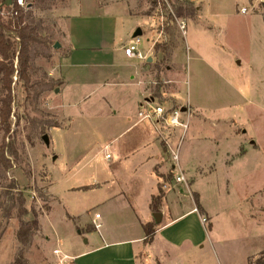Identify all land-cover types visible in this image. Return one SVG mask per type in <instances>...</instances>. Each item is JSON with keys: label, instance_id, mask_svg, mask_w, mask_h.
Instances as JSON below:
<instances>
[{"label": "rangeland", "instance_id": "obj_1", "mask_svg": "<svg viewBox=\"0 0 264 264\" xmlns=\"http://www.w3.org/2000/svg\"><path fill=\"white\" fill-rule=\"evenodd\" d=\"M126 1L133 13L147 12L154 21L146 23L145 17L137 19L131 15ZM153 1L49 0L45 7H35L32 17L40 22V33L47 44L36 51L28 85L18 75L20 41L11 38L17 53L9 132L0 129V156L4 154L11 164L7 170L2 168L3 180L0 176V264H16L21 246L17 239L20 221L16 210L11 212V217L4 215L6 200L1 182L7 184L14 180L18 188L13 193L21 191L24 194L28 210L25 220L32 219L34 212L41 220V232L34 235L32 243L22 252L27 264H61L53 252L55 247L68 250L85 247L79 240L87 236L77 235L73 222L65 219L68 208L63 199L79 208L93 202L96 196L82 191L64 195L62 191L68 184L85 183L96 169L101 177L104 176V166L109 161L105 160L104 151L99 150L111 137L122 135L129 125L126 116L133 110L137 112V107L130 104L136 92L133 88L118 84L110 90V85L100 83L107 78H127L132 68L143 60L121 57L112 69L97 64L104 61L99 48H123L128 39H135L136 20L146 23L148 30H155L149 35L144 27L145 32L140 36L141 49L147 50L152 44L155 57L154 65L143 70L147 98L167 108H190V126L180 154L191 167L190 175L195 176L202 201L211 213L220 210L221 214L211 229L207 228L206 217L204 240L199 244L187 242L178 251L169 250L168 253L164 252L162 244L154 245L156 251L159 250L161 264H172L179 257L186 264H245L247 253L264 246V0L193 3L195 7L204 3L202 21L214 27L195 28L192 19H198L199 12L186 14L185 18H191L187 22L186 38L176 23L165 19L162 26L154 18ZM173 1L178 3V0ZM242 8L247 11L243 12ZM2 17L8 21L10 11H4ZM63 21L71 26L74 46L81 49L63 63L69 83L59 94L55 91L65 85V79L57 72L68 54ZM152 24L154 28L150 27ZM162 30L164 35L157 42ZM56 42L61 44L60 48L55 47ZM178 46L175 58L180 76L177 79L185 81L184 92L175 81V74H168L166 68L171 64V52ZM86 95L88 98L84 100ZM2 96L0 91V98ZM188 98L201 103L206 110L203 125L195 121L197 115L194 107L187 103ZM53 126L58 127L51 131ZM63 126L67 127L61 128ZM236 130L240 133L236 137L222 139ZM51 133L53 143L49 146L43 136L51 137ZM181 135L182 130H179L178 136ZM125 136L119 137L124 140ZM193 136H196L195 147L198 146V149L191 147L194 152L188 147V139ZM198 136L203 139L197 140ZM238 141L244 142L250 152L245 160L234 166L235 170H230L227 151H240ZM250 141L257 146H252ZM53 153L59 155L56 161H53ZM93 156L95 162L89 163ZM234 157L229 155L230 159ZM167 162L170 164L169 160ZM198 164L202 174L195 171ZM242 165L243 168L238 167ZM49 171L54 177L55 194L60 197L51 202L49 216H40L47 209L44 201L45 189L51 181ZM172 172L166 174L170 183L176 182L174 175L179 174L174 169ZM186 197L185 202L190 204L189 196ZM194 199L197 201L195 196ZM247 199H250L248 203ZM263 251L251 257L252 264H256ZM69 261L67 259L64 264H70ZM146 264L160 263L151 255Z\"/></svg>", "mask_w": 264, "mask_h": 264}, {"label": "crops", "instance_id": "obj_2", "mask_svg": "<svg viewBox=\"0 0 264 264\" xmlns=\"http://www.w3.org/2000/svg\"><path fill=\"white\" fill-rule=\"evenodd\" d=\"M125 3H127V1ZM203 4L197 6L199 18L192 20L195 28L199 27L200 30L211 29L214 27L213 25L202 21ZM127 5L130 14L137 17V19L145 17L147 19L146 23L149 22L148 20L154 21L153 16L149 15L147 12L141 14L133 13L131 5L128 3ZM189 19L191 18H186L187 22ZM64 21H67V18ZM64 21L61 25L68 37L66 46L68 54L63 57L60 62L59 71L57 72L59 76L65 79V85L58 88V91H55L59 94H62L66 90V86L69 83L68 77L63 70V63L70 55H75L77 51L81 49L79 46H74L71 26L68 27V24H65L66 22ZM141 21L142 20H140V22ZM146 23L140 24L139 21L136 20L138 29L135 33L139 30L141 34L135 36L134 33V37H140L144 34L145 31L143 28ZM150 27L154 28L153 24ZM147 31V34L150 35L155 30L150 31L147 29ZM148 40L150 41V38H148ZM131 41L132 39H128V42L123 45V48L121 46L114 50H101V48H99V55L103 57L104 61H99L97 64L106 68L114 67L113 65H116L121 57L143 60L142 63L132 68L127 78L123 80L107 78L100 83L110 85L108 86L110 90H113L112 87L118 84H121L123 87L133 88L136 91L133 100L132 102H127H130L133 107L136 106L137 112L133 110L132 113L126 116L129 125L122 134L126 135L124 140L119 137L122 135L113 136L104 143L103 147L99 150V152L104 151L105 160L109 161L108 164L104 166V176L101 177L98 174L99 170L96 169V173L89 175L85 183H75L76 185L68 184L63 188L62 194L64 195L82 191L83 193H92L97 197H95V200L90 204H82L79 208H76L71 203L65 202L63 199L64 205H67L68 208L65 216L66 221L73 222L74 231L76 230L77 235L87 236L84 240L82 238L79 240L80 244L85 245V247L80 250H68L59 246L53 249V252L55 249H60L63 254H66L70 259V264H146L151 255L155 256L158 263L161 264L159 259L160 256L157 254L159 250L156 251V246L154 245L159 246L162 244L164 246V252L168 253L169 250L178 251L187 242L193 245L199 244L204 240V234L206 232V225L202 221L203 215L208 218L212 228L215 223H217V218L221 215L219 214L220 210L211 213L208 206L202 201V193L200 189L196 187L197 183L195 181V176L190 175L191 167H189L184 155L181 157L180 154L179 169L173 168L171 152L165 142L166 140H170L172 144H174L178 137V133L175 135L176 133L173 134L165 129L159 130L152 122L139 118L138 112L141 105L149 99L146 95L147 91L144 79L146 74L143 70L144 67H152V65H154L155 57L152 53V44L147 50H142L140 47V51L145 55L144 59L138 56H127L125 53V46ZM57 43L59 46L56 45ZM56 44V48L61 47L59 42H56ZM178 48H180V46L175 47L171 52V64L166 66V68L168 74H175L174 79L179 82V88L184 92L183 84L185 81L178 80L180 76L178 74L179 67L175 58V52ZM150 58H152V61H149ZM117 74L118 73H116V75ZM68 93L70 94V92ZM87 98L86 95L84 100H87ZM61 103L63 104V101H61ZM187 103L190 104L191 108L192 106L194 107L197 115L195 121L203 125L207 117L205 115L206 110L201 106L202 104L200 103V105L192 98H188ZM114 112L117 111L114 110ZM69 119L71 121L70 117ZM57 127L58 126L51 127V131L53 128ZM64 127L67 126L61 128ZM238 134L240 133L236 130L224 135L222 139L224 138L227 140L232 136L236 137ZM52 136V133L51 137L48 135V144L45 142L49 146L53 143ZM194 138H196V136L188 139V147L198 149V146L195 147ZM199 139L203 138H197V140ZM238 142L240 151L236 150L234 153L227 151V162H230V170H233L235 165V167H237V163H240L239 161L245 160L250 152L244 142ZM250 143L254 147L257 146L253 141H250ZM192 148L191 150L194 152ZM111 152L113 153L111 154ZM108 154H110V157H108ZM230 154L235 155V157L230 159ZM94 156L89 159V163L95 162L93 159ZM58 158L59 155L53 153V161H56ZM167 160H169L170 164ZM237 160L238 162H235ZM210 167L211 170L215 169L213 165ZM238 167L243 168L244 165ZM199 168L200 165L198 164V166H195V171H201L200 174H202V169ZM173 169L178 172L183 171L188 178V186L183 183L169 182V177H166V174L168 172L172 174ZM50 179L51 181L45 189L46 198L44 203L47 204V209L43 210L40 216L43 214L49 216V212L52 208L51 202L55 197H60L55 194V181L52 172H50ZM84 187H87V189ZM160 188L164 191V196L160 205V211L158 212L161 213V218L157 221L154 217L156 212L153 211L151 203L153 197L159 194ZM187 195L190 198V204L185 202V199H188V197H186ZM194 196L200 202L203 214L200 213ZM249 200L250 199H247L246 202L248 203ZM97 214H99L100 217L97 218ZM39 221V232H41V220ZM148 223L154 224L156 234L152 243L145 244L144 225ZM97 225H99V227H97ZM263 250L264 246L254 253H247L245 264H248L249 258ZM172 264L186 263L185 260L183 261L181 257H179V260Z\"/></svg>", "mask_w": 264, "mask_h": 264}, {"label": "trees", "instance_id": "obj_3", "mask_svg": "<svg viewBox=\"0 0 264 264\" xmlns=\"http://www.w3.org/2000/svg\"><path fill=\"white\" fill-rule=\"evenodd\" d=\"M28 3L27 8L21 7L14 0V5L0 6V91L2 97L0 98V129L5 132H9V117L12 111V84L15 76V57L17 53L16 44L11 40L15 37V40H19V70L18 75L21 80L28 85L31 82L30 76V65L36 56V51L41 49V47L47 44V41L41 36L40 22L36 21L33 15V9L35 7H45L49 0H26ZM184 4H190L185 6ZM174 9L178 16H184L186 14L193 15L197 11V7L193 6L192 3H178L174 2ZM155 6V4H154ZM10 11V18L8 21L3 20L2 12ZM4 149H2L3 151ZM0 176L3 180L5 177L3 169L7 170L11 167L10 162L5 158L4 154L0 156ZM3 168V169H2ZM1 187L3 188V197L6 200V205L4 207V215L6 217H11V212L16 210L17 217L20 221V225L17 231V239L21 244L19 249V256L15 259L16 264H27L26 259L23 257L22 252L31 243L32 238L40 229L39 217L36 212L33 213V218L30 220H25L24 217L27 215L28 210L26 208V198L24 194L19 191L18 193H13L14 189H17V183L11 180L9 183L1 182ZM87 189V187H84ZM164 193L162 188H160L159 194L154 196L152 199L151 207L154 212L158 213L160 210V205L162 203ZM196 205L201 214L203 210L200 202L196 201ZM212 225L207 224V228L211 229ZM145 231V244H150L153 242L156 228L153 223H148L144 225ZM264 251L262 256L257 258L256 264H264ZM252 264V258L249 259ZM249 262V264H250Z\"/></svg>", "mask_w": 264, "mask_h": 264}, {"label": "built area", "instance_id": "obj_4", "mask_svg": "<svg viewBox=\"0 0 264 264\" xmlns=\"http://www.w3.org/2000/svg\"><path fill=\"white\" fill-rule=\"evenodd\" d=\"M4 1L5 0H0V6L4 5ZM16 1L19 6L27 8L28 3L26 0H16ZM178 1L182 3H192V4L199 2V0H178ZM153 3L155 4L154 18L158 20L162 26L165 25L164 23L165 19H169L171 20L172 23H176L183 38H186L187 28H188L187 20L184 16L177 15L173 5L174 1L154 0ZM12 5H14V3ZM242 11L246 12L247 10L246 8H242ZM163 32L164 31L162 30V33L159 34L156 40L157 42L164 35ZM164 40H165V36H164ZM140 44H141V38L135 37L134 40H132L127 46H125L126 55L129 57L138 56L139 58L144 59L145 55H143V53L140 51ZM184 108L185 110H183ZM138 116L141 120H148L152 122L159 130L168 129L173 134L178 132V135H179V130H182V135L177 137L179 138V141L175 142L174 144H172L170 140H166L165 142L171 152L173 168L179 169L180 147L190 126V116H191L190 108L188 106L180 107V108H167L163 104L155 102V99L150 98L141 105V108L138 112ZM108 157H110V154H108ZM174 178L176 182L183 183L188 186V179L186 178L183 171H179V174L178 173L175 174ZM96 217L98 218L100 217V215L97 214ZM202 221L203 223H206L207 218L202 217ZM97 227H99V225H97ZM54 254H56L59 257L61 264H64L65 261L69 259L68 256L66 254H63V252L60 249H55Z\"/></svg>", "mask_w": 264, "mask_h": 264}, {"label": "water", "instance_id": "obj_5", "mask_svg": "<svg viewBox=\"0 0 264 264\" xmlns=\"http://www.w3.org/2000/svg\"><path fill=\"white\" fill-rule=\"evenodd\" d=\"M4 4L7 5V6H10V5L13 4V0H5V1H4ZM139 34H141V32L138 30V31L135 33V36H138ZM56 45L59 46L58 43H57ZM149 61H152V58H150ZM56 91H58V90H56ZM183 110H185V108H184ZM43 140H44L47 144L49 143V137H48L47 134H45V135L43 136ZM154 217H155V219H156L157 221L160 220V218H161V213H155V214H154Z\"/></svg>", "mask_w": 264, "mask_h": 264}]
</instances>
